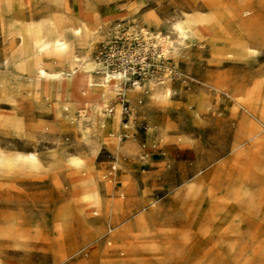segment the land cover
<instances>
[{
    "label": "rangeland",
    "instance_id": "374dc122",
    "mask_svg": "<svg viewBox=\"0 0 264 264\" xmlns=\"http://www.w3.org/2000/svg\"><path fill=\"white\" fill-rule=\"evenodd\" d=\"M133 25L158 54L145 51L158 79L127 92L128 128L103 132L116 96L101 60L115 41L139 48ZM207 76L244 93L234 104L243 118L231 160L212 156L185 191L168 193L170 232L158 222L163 194L115 193L130 180L118 151L133 142L144 96L160 84L164 102L174 88L209 90ZM81 134L88 147L73 154L68 141ZM0 264H264V0H0Z\"/></svg>",
    "mask_w": 264,
    "mask_h": 264
},
{
    "label": "crops",
    "instance_id": "0c3cea01",
    "mask_svg": "<svg viewBox=\"0 0 264 264\" xmlns=\"http://www.w3.org/2000/svg\"><path fill=\"white\" fill-rule=\"evenodd\" d=\"M202 82L212 83V89L206 90L209 87L204 84L194 91L180 89L175 92L172 84L174 91L166 102L155 99L162 96L166 89L163 84L156 86L155 90L151 91V97L144 96L141 104L136 107L135 113L138 118L131 130L134 136L133 142L118 151L124 166L129 171L130 180L125 186L121 181H115V193L119 196L121 191L140 200L143 197L158 199V194H163L164 197L158 199L159 204L164 206L158 222L164 223L165 228L170 232L174 220L170 216L174 211L169 206L168 193L185 191L187 186L185 181L195 179L200 169L209 168L212 164V156L223 155V158L231 160L229 148L235 138L238 122L243 118L242 111L235 109L234 104L244 93L240 95L236 90L213 81L209 76ZM215 85L221 88H216ZM88 89L89 97L97 90V88L91 89L90 85ZM106 92L101 88L97 95L107 100ZM175 94L176 103L171 100ZM188 98L190 102H187ZM199 103L203 105L200 110ZM108 118H110L109 125ZM99 120L97 126L103 127V132L111 129L119 132L120 125H123L121 115L116 113V110L107 111L103 121L101 118ZM124 121L128 122L129 118L124 117ZM106 137L110 139L109 136ZM65 143L59 142L58 146L61 147ZM68 143L75 147L73 154H78L88 147L86 141L82 139V134L71 138ZM103 149L108 152L109 159L105 162L109 163V169H112L113 164L118 167L117 158L108 146H102L97 155ZM58 152L69 156L64 151ZM102 190L105 192L104 187ZM165 215L169 219H166ZM185 227L183 225L180 231Z\"/></svg>",
    "mask_w": 264,
    "mask_h": 264
},
{
    "label": "bare ground",
    "instance_id": "6f19581e",
    "mask_svg": "<svg viewBox=\"0 0 264 264\" xmlns=\"http://www.w3.org/2000/svg\"><path fill=\"white\" fill-rule=\"evenodd\" d=\"M118 30H119V28H118V26H116L114 34L119 33ZM129 30L132 31V36L130 38H132V40H134L137 43V45L139 46V48L136 49L137 51H146V50L148 51V50H150L155 56L156 55L158 56V54H156L151 48L148 47L146 39H144V36L141 34V32H139L136 25L130 26ZM59 45H60L59 48H61L63 46V43H60ZM113 52L115 53L116 51L113 50ZM124 52H125V50L122 49V47L118 48V54H122ZM162 58H164V61L166 62V64L170 62L169 59L166 58V56H162L161 59ZM101 62L103 63L102 70H103V74H104L103 76L105 78V83L109 84L113 88L115 96H116V99L112 100L110 102L111 107H109V109L111 111L116 110V113L121 115L124 128L125 127L128 128L130 125L129 122L130 123L133 122L134 119L132 117H130L131 116V113H130V115L128 116L129 121L128 122L124 121V116L122 114V98L126 99L130 103V100L128 99V95H127V92L130 89L141 88L143 85L145 86V83L147 80H157L158 76L156 75L155 71L151 69V62H148L146 65V68H145V72H144V76H143L142 81L136 87H132V86L129 87L125 83V80L123 78V72L118 70V69L115 71L112 70L111 65L115 62L114 60H107V62H103L101 60ZM97 65H98V71L100 72L99 61H98ZM88 66H90L91 68H94L95 64H93L91 62V64H89ZM167 67H168L167 68L168 71H171V70L174 71L172 66H167ZM54 75L56 78H59L58 74H54ZM110 77L118 79V82L117 83L109 82ZM97 102H98L97 105L99 106L100 102L104 103V102H106V100L102 99L101 97H98ZM131 104L132 103H130V105ZM109 119L110 118H108V123H110ZM124 136H126V134H123V137ZM119 139L123 140L122 137L118 134V141H119ZM28 157L35 159L36 154L34 152H30ZM111 170L116 171L117 167H116V170L115 169L114 170L111 169Z\"/></svg>",
    "mask_w": 264,
    "mask_h": 264
},
{
    "label": "built area",
    "instance_id": "2783aa9c",
    "mask_svg": "<svg viewBox=\"0 0 264 264\" xmlns=\"http://www.w3.org/2000/svg\"><path fill=\"white\" fill-rule=\"evenodd\" d=\"M121 46L117 45L115 41L113 45L110 46V54H108V60H114L116 63V59L120 62L118 66L123 72V78L127 86L136 87L143 79L146 65L151 58L149 54L145 51H137V50H126V48H122L125 50L124 53L118 54V48ZM116 51L115 53L113 52ZM136 51V52H135ZM140 54L137 55V53ZM136 62V64H134ZM129 84V85H128ZM131 113V105L129 101L122 98V114L125 118H127ZM116 165H112V169H116Z\"/></svg>",
    "mask_w": 264,
    "mask_h": 264
}]
</instances>
